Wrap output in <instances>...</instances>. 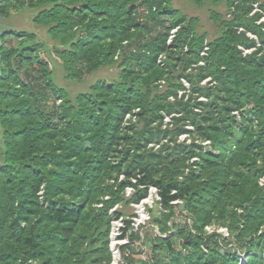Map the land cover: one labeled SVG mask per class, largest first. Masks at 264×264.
<instances>
[{"label":"trees","instance_id":"obj_1","mask_svg":"<svg viewBox=\"0 0 264 264\" xmlns=\"http://www.w3.org/2000/svg\"><path fill=\"white\" fill-rule=\"evenodd\" d=\"M186 2L0 0V264H264V0Z\"/></svg>","mask_w":264,"mask_h":264},{"label":"rangeland","instance_id":"obj_2","mask_svg":"<svg viewBox=\"0 0 264 264\" xmlns=\"http://www.w3.org/2000/svg\"><path fill=\"white\" fill-rule=\"evenodd\" d=\"M174 4H175V6L180 7L181 10L185 11L189 15L190 18H192V17L199 18V22L196 24V28L198 29L199 32H201V33L202 32H208V34H210V36H214L215 30H216V25L209 19V14L208 13H206L204 11L200 12L199 10L192 9L190 7L191 5L188 4V2H186V0H174ZM14 21L17 22V23H21V20L18 19V18L15 19ZM64 85H67L69 87V89H74V88L78 89V88H80L79 85H77V84L74 85L73 83L67 84L66 82H64ZM183 139H185V136L181 137V140H183ZM129 188H131V187H129ZM131 189H132V191L131 192L128 191L130 194H127V195H131L134 192L133 188H131ZM126 192H127V189H126ZM147 207L150 210L151 209L158 210L159 209L158 199L153 198L152 202L150 203V206L146 205V210H147ZM127 210H128V213L130 215H132V214H134L136 212L138 213V208H136L135 206H133V207L129 206ZM149 216H150V212H149ZM146 220H147L146 224L143 225L144 228L143 227L141 228L143 230L140 229V230L136 231V232H139L141 236L146 235L147 231H149V228H152L151 227L152 224L150 222L151 216H150V218L147 217ZM154 228H155V232H157L158 231L157 226H153V229ZM208 230L210 232L213 231L210 228ZM219 231L224 236H226V237L229 236V233H228V231L226 229L220 228ZM131 241H132L131 246H135V245L138 246V245L142 244V249L145 250L144 253H142V254H140V256L136 257L137 259H139V258L145 259V258H147V256L150 257L149 246L148 247L144 246L141 239H133Z\"/></svg>","mask_w":264,"mask_h":264},{"label":"built area","instance_id":"obj_3","mask_svg":"<svg viewBox=\"0 0 264 264\" xmlns=\"http://www.w3.org/2000/svg\"><path fill=\"white\" fill-rule=\"evenodd\" d=\"M171 40H172V37L170 38V41ZM128 191L131 192L132 189L127 188V194H130ZM153 198L158 199V200L160 199L158 195V190L155 187H150L149 195L147 198H145L138 204H132L133 206L138 208V213L136 212L135 213L136 216L132 218V221H133L132 228L134 231L140 230V228L146 224L148 220V219L146 220V218L147 217L150 218L148 207L146 210V205L150 206V203L152 202ZM124 228H125V220L123 218L113 219L112 224H111V231H110V240H111L110 247L113 253L112 264H127L124 257H128L130 255V251H127L124 254L121 250V247L125 244L130 243V240L127 237H124L122 239L120 238V236L123 234Z\"/></svg>","mask_w":264,"mask_h":264},{"label":"water","instance_id":"obj_4","mask_svg":"<svg viewBox=\"0 0 264 264\" xmlns=\"http://www.w3.org/2000/svg\"><path fill=\"white\" fill-rule=\"evenodd\" d=\"M2 20L3 17L0 15V76H2V68H1V61H2V53H1V49H2V45H3V41H2V36H3V30H2ZM183 205L181 206V209H183Z\"/></svg>","mask_w":264,"mask_h":264}]
</instances>
